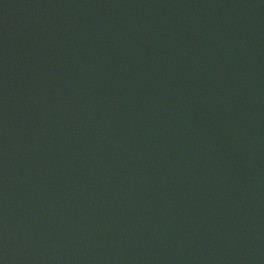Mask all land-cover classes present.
I'll return each mask as SVG.
<instances>
[{
  "label": "water",
  "instance_id": "1",
  "mask_svg": "<svg viewBox=\"0 0 264 264\" xmlns=\"http://www.w3.org/2000/svg\"><path fill=\"white\" fill-rule=\"evenodd\" d=\"M0 264H264V0H0Z\"/></svg>",
  "mask_w": 264,
  "mask_h": 264
}]
</instances>
